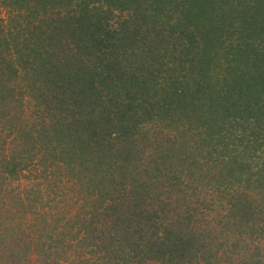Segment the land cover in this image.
<instances>
[{"label": "trees", "instance_id": "obj_1", "mask_svg": "<svg viewBox=\"0 0 264 264\" xmlns=\"http://www.w3.org/2000/svg\"><path fill=\"white\" fill-rule=\"evenodd\" d=\"M264 264V0H0V264Z\"/></svg>", "mask_w": 264, "mask_h": 264}, {"label": "rangeland", "instance_id": "obj_2", "mask_svg": "<svg viewBox=\"0 0 264 264\" xmlns=\"http://www.w3.org/2000/svg\"><path fill=\"white\" fill-rule=\"evenodd\" d=\"M149 264H158V263L151 261V262H149Z\"/></svg>", "mask_w": 264, "mask_h": 264}]
</instances>
